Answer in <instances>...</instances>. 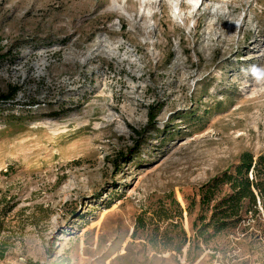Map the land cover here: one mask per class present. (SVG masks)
<instances>
[{"label":"rangeland","instance_id":"obj_1","mask_svg":"<svg viewBox=\"0 0 264 264\" xmlns=\"http://www.w3.org/2000/svg\"><path fill=\"white\" fill-rule=\"evenodd\" d=\"M113 1L0 0V264H188L184 199L264 155V0ZM195 253L264 264V213Z\"/></svg>","mask_w":264,"mask_h":264},{"label":"trees","instance_id":"obj_2","mask_svg":"<svg viewBox=\"0 0 264 264\" xmlns=\"http://www.w3.org/2000/svg\"><path fill=\"white\" fill-rule=\"evenodd\" d=\"M5 55L7 54L0 53V58ZM15 90L16 88H10L6 94L0 95V100L11 99ZM157 112L158 109L153 110V105H150L148 111L150 123L156 117ZM184 200L187 202L189 212H191L190 208L197 205V212L191 224V242L180 221L182 218L181 209L175 215L178 221L171 222L170 225L177 230L176 251L178 253L182 252V248L189 241L185 261L192 264L198 258L199 253L190 256V248L201 251L202 246H207L213 238L222 232L235 228L249 214L256 216L260 210L264 213V155L255 156L249 150L241 151L223 170L200 184L196 188L192 200L187 198ZM159 214V217L162 216L165 220L171 219L165 208H162ZM155 215L158 213L156 212ZM149 239L152 245L157 243L155 234ZM29 264L39 263L29 262Z\"/></svg>","mask_w":264,"mask_h":264},{"label":"clouds","instance_id":"obj_3","mask_svg":"<svg viewBox=\"0 0 264 264\" xmlns=\"http://www.w3.org/2000/svg\"><path fill=\"white\" fill-rule=\"evenodd\" d=\"M175 3H179V0H174ZM186 2L190 5H192V10L194 11L195 8L199 5L200 0H186ZM251 72L253 76H255L257 79H260L264 77V68H258V67H253L251 69Z\"/></svg>","mask_w":264,"mask_h":264},{"label":"bare ground","instance_id":"obj_4","mask_svg":"<svg viewBox=\"0 0 264 264\" xmlns=\"http://www.w3.org/2000/svg\"><path fill=\"white\" fill-rule=\"evenodd\" d=\"M147 1H151V0H140V2L141 3H144V2H147ZM152 2V1H151ZM146 4V3H145ZM112 5H113V8H114V10L115 11H117V12H119V11H123L124 10V7H123V5L121 4V3H117V1L116 0H114L113 2H112ZM120 13V12H119Z\"/></svg>","mask_w":264,"mask_h":264}]
</instances>
